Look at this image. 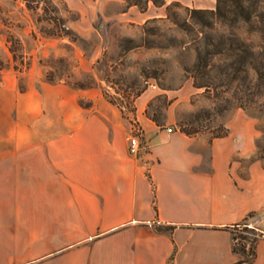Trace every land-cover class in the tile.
Listing matches in <instances>:
<instances>
[{
	"label": "crops",
	"instance_id": "obj_1",
	"mask_svg": "<svg viewBox=\"0 0 264 264\" xmlns=\"http://www.w3.org/2000/svg\"><path fill=\"white\" fill-rule=\"evenodd\" d=\"M173 2L217 0L145 12ZM20 75H0V264H235L227 226L246 217L262 233L246 264H264V160H242L258 135L244 110L225 136L187 135L146 113L151 94L128 118L99 87Z\"/></svg>",
	"mask_w": 264,
	"mask_h": 264
},
{
	"label": "rangeland",
	"instance_id": "obj_2",
	"mask_svg": "<svg viewBox=\"0 0 264 264\" xmlns=\"http://www.w3.org/2000/svg\"><path fill=\"white\" fill-rule=\"evenodd\" d=\"M150 1L162 5L154 2L158 0H56L63 23L71 31L58 36L46 31L63 32L64 25L39 21L42 9L31 10L22 0H0V60L4 63L0 75L15 71L21 87L20 74L25 71L66 80L76 87H99L128 118L133 117L136 98L151 94L146 113L174 129L180 124L196 125L198 115L209 110L211 115L199 121L211 127L204 131L211 135L221 127L228 130L226 122L231 113L244 110L258 135L255 152L242 160H264V3L246 0L250 20L225 22L208 14H194L189 10L193 7L180 3L169 4L163 15L154 10L145 12ZM207 36L244 41L254 60L262 62L260 77L250 70L251 81L247 78L225 84L218 98L213 92L196 88L186 68L196 59V47L205 48ZM230 57L227 52L214 57V61L223 64ZM235 92L244 106L228 104L221 114L216 113V102L234 99ZM138 130L142 133L133 122L131 132Z\"/></svg>",
	"mask_w": 264,
	"mask_h": 264
},
{
	"label": "trees",
	"instance_id": "obj_3",
	"mask_svg": "<svg viewBox=\"0 0 264 264\" xmlns=\"http://www.w3.org/2000/svg\"><path fill=\"white\" fill-rule=\"evenodd\" d=\"M26 7L31 10L42 9V14L38 15V20L42 19L53 20L55 22L62 23L64 26L63 32L61 31H46L49 35H69L70 29L63 23L62 16L59 14L56 0H22ZM257 3H264V0H255ZM156 4H164L163 0L154 1ZM246 0H217L216 7L213 9L204 8H189L194 14H208L211 17L221 19L225 22H233L239 18L245 21L250 20V8L245 4ZM255 3V2H254ZM135 4V3H134ZM172 4H179L177 2ZM169 7V5H168ZM167 7V9H168ZM257 8V5H256ZM257 9H254L256 11ZM202 23L207 24L203 19H199ZM64 33V34H63ZM228 42V43H227ZM12 48V42H11ZM197 55L196 59L190 67L186 70L190 72L193 78V85L196 88H204L206 92H213L214 97L220 96V88L225 84L234 83L236 80H242L244 82L247 78L249 79V71L253 70L260 77L262 62L254 60L253 52L250 51L245 42L235 37H212L207 36L206 46L202 48L196 47ZM14 53V48L11 49ZM229 52L230 58L223 64L216 63L214 57L220 56L224 53ZM3 61L0 60V69L3 66ZM244 73V75H240ZM257 76V79H259ZM251 79V78H250ZM249 79V81H251ZM256 79V80H257ZM258 81V80H257ZM238 84H241L240 82ZM254 92V91H253ZM251 94V93H249ZM248 94V95H249ZM253 94V93H252ZM234 99L224 98L222 102H216V113L221 112L227 108L228 104H235V106L243 107L244 101L239 96V93L233 94ZM253 96L251 95V101ZM114 102L112 99H109ZM197 117L196 125H179V131L184 132L187 135H195L206 130H210L211 127L205 125L202 121H199L202 116L208 117L211 115L209 110H203ZM157 124L158 119L152 115H149ZM220 128V127H219ZM228 133L227 128L221 127L216 132L212 133V137L225 136ZM250 216V215H249ZM248 217L243 221L234 223L231 226H227L232 232L233 236V250L244 255V258L237 261L235 264H246L250 262L255 256V246L259 237L262 233L256 228L252 227L248 223ZM172 226H167L166 229H171ZM169 264H172L170 262Z\"/></svg>",
	"mask_w": 264,
	"mask_h": 264
},
{
	"label": "built area",
	"instance_id": "obj_4",
	"mask_svg": "<svg viewBox=\"0 0 264 264\" xmlns=\"http://www.w3.org/2000/svg\"><path fill=\"white\" fill-rule=\"evenodd\" d=\"M168 131H172V127H167ZM128 144H129V153L134 156H140L142 151L146 149V144L141 138V131L130 132L127 136Z\"/></svg>",
	"mask_w": 264,
	"mask_h": 264
}]
</instances>
